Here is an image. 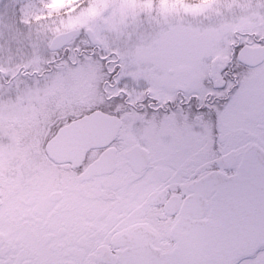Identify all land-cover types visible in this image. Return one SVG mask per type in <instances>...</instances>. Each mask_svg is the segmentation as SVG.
<instances>
[{
	"label": "snow or ice",
	"instance_id": "obj_1",
	"mask_svg": "<svg viewBox=\"0 0 264 264\" xmlns=\"http://www.w3.org/2000/svg\"><path fill=\"white\" fill-rule=\"evenodd\" d=\"M0 264H264V0H0Z\"/></svg>",
	"mask_w": 264,
	"mask_h": 264
}]
</instances>
